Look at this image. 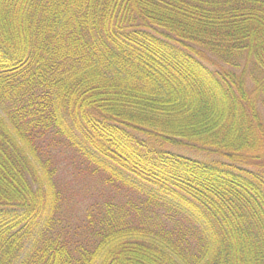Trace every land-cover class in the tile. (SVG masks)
<instances>
[{"label": "trees", "instance_id": "16d2710c", "mask_svg": "<svg viewBox=\"0 0 264 264\" xmlns=\"http://www.w3.org/2000/svg\"><path fill=\"white\" fill-rule=\"evenodd\" d=\"M49 133L146 200L73 223ZM0 264H264V0H0Z\"/></svg>", "mask_w": 264, "mask_h": 264}, {"label": "rangeland", "instance_id": "374dc122", "mask_svg": "<svg viewBox=\"0 0 264 264\" xmlns=\"http://www.w3.org/2000/svg\"><path fill=\"white\" fill-rule=\"evenodd\" d=\"M76 143L81 145L79 141ZM37 145L45 155L42 163L48 161L54 172L49 182L54 197L57 201L60 198L62 214L73 223L83 218L92 206L103 205L111 197L124 200L130 196L135 201L146 200V197L128 190L121 183L107 184L106 180L114 179L99 165L89 161L83 151L67 139L61 141L51 134L38 141ZM165 207H162L164 211Z\"/></svg>", "mask_w": 264, "mask_h": 264}]
</instances>
